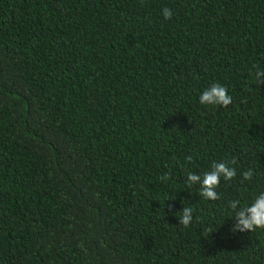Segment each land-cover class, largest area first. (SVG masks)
<instances>
[{
    "label": "trees",
    "instance_id": "1",
    "mask_svg": "<svg viewBox=\"0 0 264 264\" xmlns=\"http://www.w3.org/2000/svg\"><path fill=\"white\" fill-rule=\"evenodd\" d=\"M257 65L264 0H0V264H264L225 207L264 190ZM217 160L219 200L184 187Z\"/></svg>",
    "mask_w": 264,
    "mask_h": 264
},
{
    "label": "clouds",
    "instance_id": "2",
    "mask_svg": "<svg viewBox=\"0 0 264 264\" xmlns=\"http://www.w3.org/2000/svg\"><path fill=\"white\" fill-rule=\"evenodd\" d=\"M161 14L164 19H169L172 17L173 12L171 9L165 7L161 10ZM253 78L259 83L264 80V68L258 65L254 66ZM198 102L200 105L206 107H226L233 103V98L225 85L219 82H212L199 93ZM236 174L237 169L232 167V162L217 160L211 162L206 171H186L184 187L190 190L193 186H196L199 196L203 199L219 200L220 193L217 191V188L221 181H230ZM253 174L252 169L241 172L244 180H250ZM170 199H175V196L166 200ZM225 207L231 213L227 217L229 219L233 216L235 217V222L231 226L232 232L243 233L245 231L250 232L257 229H264V190L256 192L249 201L244 203L239 199H229ZM192 212V207L187 206L181 207L178 211L172 212L171 214L176 216L178 222L187 228L193 219ZM177 213H179L178 216Z\"/></svg>",
    "mask_w": 264,
    "mask_h": 264
}]
</instances>
